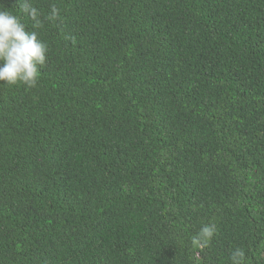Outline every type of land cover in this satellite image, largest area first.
Wrapping results in <instances>:
<instances>
[{"label": "trees", "instance_id": "obj_1", "mask_svg": "<svg viewBox=\"0 0 264 264\" xmlns=\"http://www.w3.org/2000/svg\"><path fill=\"white\" fill-rule=\"evenodd\" d=\"M29 2L47 62L0 82V264H264V0Z\"/></svg>", "mask_w": 264, "mask_h": 264}, {"label": "clouds", "instance_id": "obj_2", "mask_svg": "<svg viewBox=\"0 0 264 264\" xmlns=\"http://www.w3.org/2000/svg\"><path fill=\"white\" fill-rule=\"evenodd\" d=\"M21 10L33 21L29 31L17 15L0 8V82L9 86L22 84L35 87L39 70L47 62V44L38 38L36 29L42 26L38 9L32 7L29 0H18ZM58 18V10L53 7L48 20ZM214 226L205 225L194 239L207 240L214 234ZM245 254L237 248L232 253L233 264H244Z\"/></svg>", "mask_w": 264, "mask_h": 264}]
</instances>
